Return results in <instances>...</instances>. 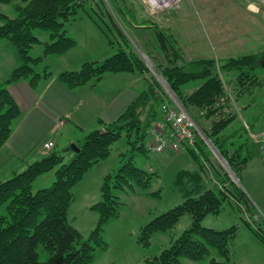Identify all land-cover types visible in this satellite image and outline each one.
<instances>
[{
  "label": "trees",
  "instance_id": "trees-1",
  "mask_svg": "<svg viewBox=\"0 0 264 264\" xmlns=\"http://www.w3.org/2000/svg\"><path fill=\"white\" fill-rule=\"evenodd\" d=\"M14 6L15 14L0 13V41L6 39L18 50L21 64L16 66L8 77L0 83V146L5 144L12 133L14 123L22 116L20 105L9 90V84L28 79L36 86L41 78L52 75L47 68L38 72L35 65L48 56L62 54L76 45V39L67 33L66 22L71 20L80 8L103 31L108 43L117 50L103 60L88 61L79 69H66L58 78L69 87H76L90 81L101 79L109 72L145 73L148 68L144 60L132 48L130 41L119 30L121 41L116 40L110 22L106 20L97 6V0H0ZM49 33L42 40L36 30ZM158 37L163 48L172 49L174 59L168 57V64L161 65L160 73L168 86L178 96L204 133L213 141L226 158L232 170L241 173L252 160L262 152V144L249 137L245 127L240 129L241 142L233 141L234 135L223 136V129L230 124L234 116L225 114L229 97L224 89L219 70L238 72L239 90L250 89L256 84L255 71L261 65L264 53L245 54L232 57L218 66L213 58L185 59L176 41L162 31ZM122 43V44H121ZM43 44L41 55L34 57L32 49ZM168 54V52H167ZM181 59V63L175 59ZM145 76V75H144ZM143 76V77H144ZM194 79H204L203 83L189 94H184L182 86ZM147 86L114 120L88 132L71 147V156L67 159L66 149L54 148L48 155L30 163L26 169L0 180V209L5 205L6 213L0 214V264H89L95 257L97 248L105 249L108 242L102 235L104 224L119 214L116 189L135 191L139 187L148 189L153 173L136 165L132 155L115 172L105 175L101 185V200L91 208L98 213L97 226L88 235H84L69 218V208L75 201L74 186L85 173L100 161L111 155L114 143L126 136L132 149L147 152L146 140L150 129L159 118L161 109L167 100H171L164 86L155 78H145ZM172 106V105H171ZM198 108L201 115L213 119L210 128L201 125V121L192 108ZM240 128V127H239ZM200 170L210 159L211 151L204 139L198 134L195 145L185 148ZM198 169V170H199ZM54 171L52 184L33 190L34 181L42 174ZM195 171V172H194ZM183 169L178 173V182L187 177L189 187L184 190L185 200L172 208L156 215L141 226L138 243L148 246L157 232H171L181 217L189 214L191 225L180 234L171 235V243L153 257H146L145 264H182L184 257L202 260L211 249L218 250L222 259L211 257L207 264H231V241L237 235L238 227L217 230L203 224L210 213H219L229 195L237 200L247 198L237 190L227 173L215 167L219 183L213 186L202 185L200 171ZM232 187L228 186L230 183ZM149 194L156 192L150 191ZM253 234L264 244V230L245 220ZM42 245L49 253L42 260L38 246Z\"/></svg>",
  "mask_w": 264,
  "mask_h": 264
},
{
  "label": "rangeland",
  "instance_id": "rangeland-1",
  "mask_svg": "<svg viewBox=\"0 0 264 264\" xmlns=\"http://www.w3.org/2000/svg\"><path fill=\"white\" fill-rule=\"evenodd\" d=\"M97 2L100 12L110 22L116 40L120 42L122 38L117 30L119 29L144 60L148 68V71L142 75V77L145 75L144 80L149 79L150 76L155 77L169 93L171 100L165 102L168 105L186 109L180 99L178 98L181 104L169 92L162 81L164 79L166 82L164 76L157 69L161 65L168 64L169 56L171 59L175 58L172 49L168 48L166 51L163 48L158 37L159 31L173 38L183 57L188 60L213 58L220 66L232 57L264 53V0H162V2L97 0ZM13 8L14 6L8 10L7 14L14 15ZM91 19L86 11L80 8L74 17L66 22L67 33L77 41V45L68 52L72 67L67 66L68 62L65 60H57L52 56V60L45 59L43 63L36 64V70L43 73L47 68L48 71L57 73L67 68L79 69L85 62L102 60L112 55L117 50L116 46L108 43V39ZM90 28L100 34L101 41L89 34ZM36 33H44L47 35L46 38H49L47 31L38 29ZM38 46L31 51L34 57L42 54L43 44ZM36 48H39V51ZM178 58L175 60L181 63L180 57ZM255 73L257 81L253 86V92L250 93L251 88L243 92L239 90L240 81H238L236 70L229 72L219 70L224 89L229 97L225 114L230 113L234 116L233 121L223 129L222 134L223 136L233 134L235 143L241 142L245 137V135L239 137L242 127H245L249 137L258 140L259 144L263 141L264 67L257 68ZM203 81L204 79L191 80L182 86V91L187 92L184 94H189ZM147 84L145 80V85ZM192 110L200 119L201 125L206 128L211 127L214 117L208 118L201 115L198 108L193 107ZM192 119L194 120L193 117ZM162 121L163 108L151 129ZM194 122L197 123L195 120ZM198 126V131L200 132L199 129L203 131L199 124ZM199 134L206 144L210 141L218 150L205 133L209 139H206L202 133ZM209 148L210 159L204 163V169L200 170L187 151L142 152L132 149L125 135L120 137L114 143L111 155L100 161L101 165L90 168L74 186L76 198L69 208L71 223L84 235H88L97 226L98 213L89 205L101 199L100 186L105 174L115 173L131 155L136 165L153 173L152 183L148 189L139 187L135 191L115 190L120 205L119 214L112 216L104 224L102 235L108 245L105 249L97 248L95 257L89 264H145L146 257L158 255L171 243L172 234L178 235L190 227V215H183L171 232L154 233L148 246L138 243L141 226L185 200L182 188H188L190 185L187 177L178 182V173L181 170L200 171L202 185L210 187L219 183L215 167L227 173L231 182L235 183L237 190L242 192L247 200L239 201L229 195L222 210L219 213L206 215L203 224L217 230L231 226L238 227L237 235L231 241V264H264V244L258 240L245 222L247 220L255 227H261L264 230V154L261 152L252 158L247 167L237 174L219 150L224 160L220 159L210 146ZM58 149L63 152L60 147ZM50 152L42 150L43 156ZM66 157L69 158L68 155ZM51 172V179L48 177L50 175H47L45 179L43 177L39 181H34V191L53 183L55 174L53 170ZM231 182L227 183L230 187H232ZM150 191L156 193L152 195L148 193ZM1 213H6L5 205L1 207ZM38 250L41 259L47 260L49 253L41 244ZM213 256L222 259L218 250L212 248L210 254L204 259L192 260L184 257L182 264H207Z\"/></svg>",
  "mask_w": 264,
  "mask_h": 264
},
{
  "label": "crops",
  "instance_id": "crops-1",
  "mask_svg": "<svg viewBox=\"0 0 264 264\" xmlns=\"http://www.w3.org/2000/svg\"><path fill=\"white\" fill-rule=\"evenodd\" d=\"M11 7L13 5L10 3L0 2V13H7ZM92 22L103 32L93 20ZM89 32L101 41L96 30L90 28ZM39 36L42 40L47 39L44 33H39ZM38 45L34 48L39 47ZM72 48L62 54L50 55L46 60H52L54 56V59L65 60L68 62L67 66L72 67L68 55ZM36 50L39 51V48ZM20 64L21 59L15 45L7 40L0 41V83ZM60 72H52L51 76L41 78L36 86H32L28 79L9 84V90L22 109V116L14 123L6 143L0 146V180L23 171L30 163L43 157L42 145L48 139L55 141V148L68 149L66 154L70 157L72 144L99 128L101 120L110 122L116 119L146 87L141 73L109 72L99 80L72 88L58 78ZM99 165L101 163L95 166ZM51 173L43 174L35 182L43 177L45 179L47 175L51 179Z\"/></svg>",
  "mask_w": 264,
  "mask_h": 264
},
{
  "label": "built area",
  "instance_id": "built-area-1",
  "mask_svg": "<svg viewBox=\"0 0 264 264\" xmlns=\"http://www.w3.org/2000/svg\"><path fill=\"white\" fill-rule=\"evenodd\" d=\"M163 121L152 128L146 140V148L151 152L185 149L187 145H195L199 134L190 114L180 106L163 105ZM55 141L48 139L43 142L44 151H51Z\"/></svg>",
  "mask_w": 264,
  "mask_h": 264
},
{
  "label": "water",
  "instance_id": "water-1",
  "mask_svg": "<svg viewBox=\"0 0 264 264\" xmlns=\"http://www.w3.org/2000/svg\"><path fill=\"white\" fill-rule=\"evenodd\" d=\"M261 65L264 67V55H263V57H262ZM162 81H163V83L165 84V86L167 87V89L169 90V92L175 97L176 101L180 103L178 97L174 94V92H173L172 89L168 86V84L164 81V79H162ZM180 104H181V103H180ZM196 126H197V128L199 127L197 123H196ZM199 130H200V133H202V134L205 136L206 139H209V138L204 134V132H203L201 129H199ZM207 144H208V145L214 150L215 154H216L220 159L224 160V158H223L222 155L218 152V150L214 147V145L212 144V142L209 141V142H207ZM72 148H73V149H76L75 144H72ZM262 152H263V154H264V137H263ZM224 162H225V161H224Z\"/></svg>",
  "mask_w": 264,
  "mask_h": 264
},
{
  "label": "bare ground",
  "instance_id": "bare-ground-1",
  "mask_svg": "<svg viewBox=\"0 0 264 264\" xmlns=\"http://www.w3.org/2000/svg\"><path fill=\"white\" fill-rule=\"evenodd\" d=\"M166 1V0H165ZM168 1H170V0H168ZM156 2H162V0H156ZM187 146H190V145H187Z\"/></svg>",
  "mask_w": 264,
  "mask_h": 264
}]
</instances>
